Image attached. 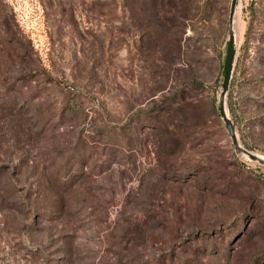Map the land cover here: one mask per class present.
I'll return each mask as SVG.
<instances>
[{"label":"rangeland","instance_id":"obj_1","mask_svg":"<svg viewBox=\"0 0 264 264\" xmlns=\"http://www.w3.org/2000/svg\"><path fill=\"white\" fill-rule=\"evenodd\" d=\"M230 0H0V264H264V165L219 110ZM225 98L264 157V0Z\"/></svg>","mask_w":264,"mask_h":264},{"label":"water","instance_id":"obj_2","mask_svg":"<svg viewBox=\"0 0 264 264\" xmlns=\"http://www.w3.org/2000/svg\"><path fill=\"white\" fill-rule=\"evenodd\" d=\"M236 5H237V0H230L229 12H228L227 51H226L223 79L221 83V91L219 93V99H218L219 110H220V114L224 122L225 128L227 130V133L229 137L231 138L232 144L234 145L235 149L238 152L244 155H247L251 160L257 161L258 163L264 165V157L253 154L240 145L238 137L235 132L233 122L228 116V113L226 112L225 98H226V94H227L230 79H231L233 60H234V54H235L236 38L234 34L233 23H234V18H235Z\"/></svg>","mask_w":264,"mask_h":264},{"label":"bare ground","instance_id":"obj_3","mask_svg":"<svg viewBox=\"0 0 264 264\" xmlns=\"http://www.w3.org/2000/svg\"><path fill=\"white\" fill-rule=\"evenodd\" d=\"M233 29H234V34H236V30H235V18H234V23H233Z\"/></svg>","mask_w":264,"mask_h":264}]
</instances>
